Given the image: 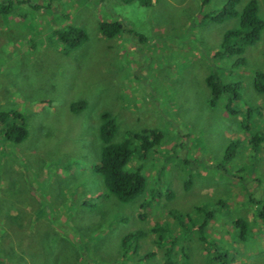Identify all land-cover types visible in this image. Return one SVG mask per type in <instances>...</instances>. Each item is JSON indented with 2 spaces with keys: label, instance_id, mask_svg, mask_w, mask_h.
<instances>
[{
  "label": "rangeland",
  "instance_id": "obj_1",
  "mask_svg": "<svg viewBox=\"0 0 264 264\" xmlns=\"http://www.w3.org/2000/svg\"><path fill=\"white\" fill-rule=\"evenodd\" d=\"M11 1L13 16L0 14V111H19L29 136L13 144L0 134V264H164L170 244L174 264H183L182 249L187 264H264V150L248 143L264 131V96L253 85L264 71V33L238 63L227 52L236 40L223 47L240 18L211 20L228 0L0 3ZM249 1L239 0L240 14ZM256 1L264 20V0ZM103 20L126 29L107 38ZM70 26L88 35L71 50L56 38ZM212 74L240 84L233 106L254 110L250 129L242 111L227 112L229 95L210 105ZM81 101L85 109L73 113ZM103 113L117 122L113 143L144 130L164 136L148 153L133 141L126 169L140 167L147 190L131 203L108 196L94 170ZM232 141L240 142L237 157L222 165ZM152 190L156 200L141 208ZM240 219L249 224L246 241ZM128 234L138 236L124 248Z\"/></svg>",
  "mask_w": 264,
  "mask_h": 264
},
{
  "label": "trees",
  "instance_id": "obj_2",
  "mask_svg": "<svg viewBox=\"0 0 264 264\" xmlns=\"http://www.w3.org/2000/svg\"><path fill=\"white\" fill-rule=\"evenodd\" d=\"M17 1L16 6L26 3V0ZM135 1L140 2V4L145 7H151L155 3L154 0H122V2L127 4ZM238 2L239 0H228L220 13L211 17V20L217 23H222L232 17L240 18L239 28L230 30L226 33L223 48L230 49L226 45L231 40H236L234 47H232L233 50L230 49L227 52H232L241 56L238 59V63H242L245 61L243 55L246 49L250 46H254L261 39L264 33V20L259 15V5L256 0H250L241 14L236 9ZM15 4L16 2L14 3V1L0 3V14L13 16ZM125 29L124 23L119 20H103L99 24V32L110 39L119 36L125 31ZM56 38L71 50L83 45L88 40V35L83 29L70 26L66 29L58 30L56 32ZM206 83L211 92L210 105L214 107L222 97L229 95L226 102L227 112L229 115H240L242 111L243 124L250 129V126L248 125L253 122L252 118H254V110L249 107L246 110H240L233 106V102L240 98L238 93L240 84L224 83L215 74L209 75L206 78ZM253 85L257 93L264 96V71L256 73ZM86 105L85 101L77 102L72 104L71 110L73 113H80L85 109ZM101 119L102 122L99 129V135L102 146L99 163L94 166V170L102 176L108 196L116 197L121 203H131L138 197L144 195L147 190V178L143 173V170L140 167L132 171L126 169L134 153L133 141L138 140L140 142L139 148L141 151L148 153L162 144L164 136L162 132L155 129L144 130L139 133H129V137L125 140L119 143H113V138L118 130L117 122L110 113H103ZM0 134L4 136L8 142L13 144L24 142L29 136L28 126L24 116L17 110H1ZM248 143L250 146L249 148L253 153L257 152L259 149L264 150V131L252 135L248 139ZM239 144L240 142L238 141H232L228 144L222 165L229 164L237 157ZM191 187L192 180L190 177L185 183V190L189 191ZM150 193L151 196L149 197V200L142 204L141 208L147 207L152 204V201L156 200L155 198L158 194L157 190H152ZM166 197L172 199L173 193L168 191ZM207 216L212 217V213H208ZM259 216L264 221V208L259 212ZM178 217L180 225H184L185 218H183V216L181 218L180 216ZM140 218L144 220L145 214H141ZM205 225L206 219H203V222L201 221L200 223V228L203 229ZM236 228L240 231L239 235L241 236V239L246 241L250 232L248 222L240 219L236 221ZM137 236L138 235L136 234H128L125 236L123 239L124 248L133 237ZM159 238V241L163 240V236H159ZM163 242H160V244L165 247L166 245H164ZM173 245L170 244L169 246H166L167 248L164 252L166 261L164 264H174L172 261V256L174 254ZM155 254L156 253L154 252L151 256ZM181 255L184 259L182 263L187 264L189 257L184 249H182ZM218 255L219 258L227 257L226 253H218ZM218 257L215 253V259H218Z\"/></svg>",
  "mask_w": 264,
  "mask_h": 264
}]
</instances>
